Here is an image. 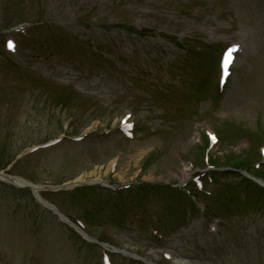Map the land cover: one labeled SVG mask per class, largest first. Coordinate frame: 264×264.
<instances>
[{
	"label": "rangeland",
	"instance_id": "374dc122",
	"mask_svg": "<svg viewBox=\"0 0 264 264\" xmlns=\"http://www.w3.org/2000/svg\"><path fill=\"white\" fill-rule=\"evenodd\" d=\"M227 46L235 63L214 95ZM128 115L131 138L117 124ZM206 131L220 138L208 150ZM59 137L8 173L41 185L83 177L162 187L124 195L110 213L114 198L102 192L98 212L83 211L92 195L57 200L73 220L86 217L91 235L151 264H264V193L217 171L258 162L264 143V0H0V171ZM188 161L204 174L203 190L185 187L190 196L171 187ZM102 255L29 190L0 182V264H102Z\"/></svg>",
	"mask_w": 264,
	"mask_h": 264
},
{
	"label": "bare ground",
	"instance_id": "6f19581e",
	"mask_svg": "<svg viewBox=\"0 0 264 264\" xmlns=\"http://www.w3.org/2000/svg\"><path fill=\"white\" fill-rule=\"evenodd\" d=\"M196 137H197V135H196ZM194 139L195 138L191 139L190 144H192L194 142ZM188 170H189L188 166L185 164V166H184V168L182 170H180V171H172L171 172V177H177V178H179L181 180L185 179L184 181H186L187 178L189 177ZM0 178L5 179V180H3V182L9 183V184H13L14 186H21V185L24 186V185H26V183L23 182V180H21V179L8 178V177H5L3 175H0ZM81 178H83V177H80V179ZM33 190L36 192L38 189L36 187H34Z\"/></svg>",
	"mask_w": 264,
	"mask_h": 264
}]
</instances>
